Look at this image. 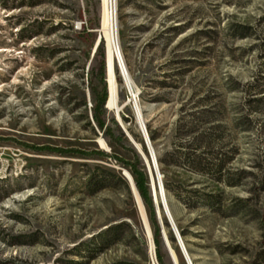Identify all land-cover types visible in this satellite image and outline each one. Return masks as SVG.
I'll return each instance as SVG.
<instances>
[{
	"label": "rangeland",
	"instance_id": "374dc122",
	"mask_svg": "<svg viewBox=\"0 0 264 264\" xmlns=\"http://www.w3.org/2000/svg\"><path fill=\"white\" fill-rule=\"evenodd\" d=\"M117 6L121 52L194 264H264V0ZM98 26L99 0H0V264H160L130 168L116 160L135 162L130 145L143 161L130 139L145 146L119 70L125 128L105 107V129L93 119L106 86L104 44L92 55Z\"/></svg>",
	"mask_w": 264,
	"mask_h": 264
},
{
	"label": "bare ground",
	"instance_id": "6f19581e",
	"mask_svg": "<svg viewBox=\"0 0 264 264\" xmlns=\"http://www.w3.org/2000/svg\"><path fill=\"white\" fill-rule=\"evenodd\" d=\"M117 0H99V26L95 30H91L93 33H96V39L94 41V45L92 48V55L97 53L98 47L103 43L104 49H105V81H106V88H107V101H106V107L105 109L108 112L113 113L116 117L122 110V106L120 104V85L118 82V76H117V70H119L118 61L121 65L122 72H123V80L125 88L128 92V103L133 104V107L135 109L137 118H138V124L141 133L144 131V125L145 121L142 115V110L138 103V92L135 90L131 76L128 73L122 52H121V46H120V39H119V19H118V8H117ZM118 60V61H117ZM120 71V70H119ZM121 74V73H120ZM133 97L135 98V103H133ZM120 124L123 128L124 124L120 120ZM99 144L101 148L104 150H109L108 145L106 142L102 139H99ZM137 149L142 152V147L135 143ZM151 152L153 155V160H156V155L154 148L151 144ZM146 158L148 159V156L146 155ZM149 167H150V181L153 184V187L156 190V196H157V202L161 210V217L163 220V215L169 216L171 221L173 222V226L179 231L178 226L175 222L174 216L172 214L168 198L166 196V192L164 189L163 184V177L159 169V165L157 162V166H153L151 163L150 158L148 159ZM124 177L129 183L130 190L138 211L139 219L141 221L142 227L144 229V233L146 237L148 238L150 242V255L152 260L155 263V252H154V246L152 242V235L151 230L149 226L148 217L145 211V208L142 204V201L139 197L138 190L135 186V181L132 175L127 171L124 170L123 172ZM156 205V204H155ZM164 207V208H163ZM167 217V216H166ZM182 238V236H181ZM182 242L184 244V247L186 249V257L188 260V264H194V261L191 258V255L189 253V250L182 238ZM174 260L177 264L178 260L175 257V254L171 252Z\"/></svg>",
	"mask_w": 264,
	"mask_h": 264
},
{
	"label": "trees",
	"instance_id": "16d2710c",
	"mask_svg": "<svg viewBox=\"0 0 264 264\" xmlns=\"http://www.w3.org/2000/svg\"><path fill=\"white\" fill-rule=\"evenodd\" d=\"M117 76L119 78L118 71H117ZM101 79H102V82L104 83L105 82L104 74H102ZM105 85H106V82H105ZM107 97H108L107 88L105 86L104 93L97 96L96 107H94V110H93V119H94V122L96 123L99 130H104L106 127V123H105L104 119L102 118V116L105 113L104 107H105V104L107 101ZM124 121L128 122L127 119H124ZM111 122L116 128H118V124L114 121V119H111ZM107 129H108V127H107ZM107 129H106V132L108 133ZM150 134H151V140L155 141L154 134H152V133H150ZM121 139H123L127 142V139H125V136L123 134L121 135ZM136 139H137V141L142 143V139H140V138H136ZM143 149H144V152L148 155V152H147V149L145 146H143ZM43 150H47V149H43ZM129 150L134 154L135 162L129 163V162L122 161L120 159H116V160H118L119 162H122L125 166L130 168V172L132 173V176H133L134 181L136 183L135 184L136 188H137V190H138V192H139V194L143 200V203L147 209L149 223H150L152 234H153V240H154V244L156 247V254H157L158 262L160 264H171L170 259H169V255L166 251V248H165V245H164V242L162 239L161 226H160V222H159L158 215H157V207L155 206V203H154L153 193H152L148 173H147V170L145 168V164L141 160L139 155L136 153V151L130 145H129ZM56 152H59V151H56ZM96 153L101 154L102 156H106L103 153H100L98 151H96ZM160 162L163 163V161H160ZM164 224L167 228V235L170 239L171 245L177 254L176 258L178 260V263L183 264L181 255H180V253L176 247V239H175V237H173L172 233L170 232L169 226L165 220H164ZM163 254H165V257H163Z\"/></svg>",
	"mask_w": 264,
	"mask_h": 264
},
{
	"label": "water",
	"instance_id": "95a60500",
	"mask_svg": "<svg viewBox=\"0 0 264 264\" xmlns=\"http://www.w3.org/2000/svg\"><path fill=\"white\" fill-rule=\"evenodd\" d=\"M117 61H118V60H117ZM118 65H119L120 73H121V75L123 76L122 68H121V65H120L119 61H118ZM133 103H135V98H134V97H133ZM105 107H106V104H105ZM120 120H121V118H120V115L118 114L117 117H116V121H117V122L119 123V125L121 126V124H120ZM121 128H123V127L121 126ZM142 136H143V139H144V142H145V146H146V148H147V150H148V153H149V157H150L151 163H152L153 166L155 167V165L157 166V162H156V160H153V155H152V152H151V144H152V141H151V138H150V136H149V134H148V131H147V128H146L145 125H144V131H143V133H142ZM130 141H131V143L134 145V147L136 148V150L138 151V153L141 155V157H142L144 163L146 164V166L148 167V170H149V176H150V167H149L148 159L146 158V155H145L144 151L142 150V152H140V151L137 149L135 142H134L132 139H130ZM150 182H151V181H150ZM135 186H136V185H135ZM151 187H152V191H153L154 201H155V204H156V207H157V214H158V218H159V221H160V226H161V230H162V236H163V239H164L165 245H166V247H167V249H168V251H169V254H170V257H171L172 263H173V264H177V263L175 262V260H174V257H173V255H172V253H171V252H173V253H175V252H174V250L172 249L170 239H169V237H168V235H167L166 226H165V224H164V221L162 220V217H161V210H160V207H159L158 202H157L156 190H155V188L153 187V184H152V183H151ZM136 189H137V188H136ZM138 194H139V192H138ZM139 197H140V195H139ZM140 199H141V197H140ZM141 201H142V199H141ZM142 204H143V202H142ZM163 208H164V207H163ZM166 216H167V220H168V222H169V225H170V227H171V229H172V231H173L174 237H175V239H176V241H177V243H178V246H179V248H180V250H181V252H182V254H183V257H184L186 263L188 264V260H187V257H186V249H185L184 244H183V242H182L181 234H180V232H179V231L173 226V222L171 221V219L169 218V216L167 215V213H166ZM175 256H176V253H175Z\"/></svg>",
	"mask_w": 264,
	"mask_h": 264
}]
</instances>
